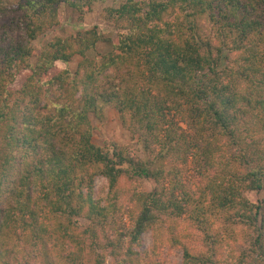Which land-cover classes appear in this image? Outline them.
<instances>
[{
    "label": "trees",
    "instance_id": "1",
    "mask_svg": "<svg viewBox=\"0 0 264 264\" xmlns=\"http://www.w3.org/2000/svg\"><path fill=\"white\" fill-rule=\"evenodd\" d=\"M15 1L0 0V264H159L164 246L181 264H264V0H121L115 42L54 36L35 63L63 4L99 0ZM104 106L143 156L94 144Z\"/></svg>",
    "mask_w": 264,
    "mask_h": 264
},
{
    "label": "rangeland",
    "instance_id": "2",
    "mask_svg": "<svg viewBox=\"0 0 264 264\" xmlns=\"http://www.w3.org/2000/svg\"><path fill=\"white\" fill-rule=\"evenodd\" d=\"M141 1V0H136ZM11 6H16L17 2L15 0H10ZM9 2V3H10ZM121 0H107V1H94V3L83 8L82 12L71 8L70 6L63 4L60 10L61 23L60 25L52 30L51 32L45 34L39 40L33 42L32 47L34 49V56L32 62H36L42 48L47 42L54 36H66L74 35L78 32L85 30H91L97 28L100 33L104 36L106 40H115L117 39V31L114 28V25L108 20L106 16V10L110 8H119ZM112 47L110 44H101L94 53L89 57L91 59L98 58V55H106L111 51ZM82 58L76 56L70 63L69 69L72 72H75L81 63ZM66 67L58 63L53 74L58 73L64 70ZM28 72L20 73L15 83L10 87L12 91H18L26 78L28 77ZM91 124L94 127V144L98 147L109 149L113 144L126 147L132 153H139L140 156H143V149L140 143L139 136L126 130L122 125L121 118L119 113L112 106H104L101 115L99 118L90 115ZM185 128V126H183ZM194 172L189 161L186 166V172L183 176V181H191L194 184ZM152 181H139L137 187L140 191L150 192L153 189ZM195 187L193 186V190ZM95 191L97 197H105L108 193V185L105 179L98 178L95 184ZM244 196L253 203H257L262 195L257 194L256 192H244ZM89 224L86 220H80V226L84 229ZM240 241H248L245 236L239 237ZM153 238L151 234H145L143 236V241L141 247L138 249L141 252L148 251L152 248ZM227 255V253H226ZM228 256V255H227ZM182 252L179 250H172L168 246H164L160 250V258L158 259L159 264H181L182 263ZM108 264H112V261L108 259Z\"/></svg>",
    "mask_w": 264,
    "mask_h": 264
}]
</instances>
